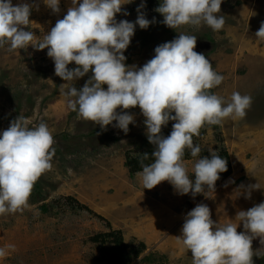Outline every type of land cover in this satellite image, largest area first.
Here are the masks:
<instances>
[{"label": "rangeland", "instance_id": "rangeland-1", "mask_svg": "<svg viewBox=\"0 0 264 264\" xmlns=\"http://www.w3.org/2000/svg\"><path fill=\"white\" fill-rule=\"evenodd\" d=\"M143 2L147 18L155 17L156 23L146 30L136 28L124 52L126 65L143 66L153 57L156 46L178 34L193 35L197 37L194 51L203 53L214 71L224 77L211 93L225 101L237 91L253 98L244 118L228 117L219 125L205 123L193 138V143L202 148V157L209 148L227 152L229 176L220 175L214 192L205 188V193L195 198L191 193L177 194L167 181L143 190L140 178L130 176L125 166L127 156L155 148L145 135L140 109L126 110L135 116L127 134L111 125L102 130L65 110L59 89L64 81L54 75L47 49L29 46L9 50L5 44L0 46V131L18 115L28 119L30 126L45 122L53 133L55 155L51 170L34 183L27 205L0 216V247L15 246V251L0 258V264H102L97 261L100 245L91 238L110 231H119L132 252L144 245L128 264H192L190 251L176 241L187 212L203 203L209 207L213 221L225 224L230 219L238 223V211L264 201V40L255 37L264 22V0H223L220 14L225 25L218 32L203 24L170 29L154 11L159 0ZM140 4L141 0H134L123 5L122 12L129 15L117 14L116 21L134 22ZM69 7L71 0H60V12L53 14L39 3V10L31 12L32 23L27 29L41 37ZM91 74L76 80L74 87H83ZM173 123L162 127L163 136L170 134ZM198 158L183 160L193 179L192 169ZM254 184L259 189L252 191L250 199L236 192L240 185ZM237 231H244L243 226ZM252 251L253 264H264V237L252 240Z\"/></svg>", "mask_w": 264, "mask_h": 264}, {"label": "clouds", "instance_id": "clouds-1", "mask_svg": "<svg viewBox=\"0 0 264 264\" xmlns=\"http://www.w3.org/2000/svg\"><path fill=\"white\" fill-rule=\"evenodd\" d=\"M134 0H71L62 19L50 31L37 37L27 26L32 22V10L39 3L59 13L60 0H0V46L9 50L47 49L54 63V75L64 83L59 85L65 110L99 125L102 130L111 125L127 134L135 116L128 109L139 108L144 117L145 135L155 146L151 163L142 164L136 175L144 189L151 190L161 182H169L176 193L195 198L197 194L215 191L220 173L227 171V161L209 148L210 158L200 156L202 148L193 143V136L205 124L219 125L228 117L244 118L253 103L250 95L233 92L225 101L211 93L224 77L214 71L203 53L194 51L197 37L178 34L154 49L153 57L143 66L126 65L124 52L129 47L137 27L146 30L155 24L143 9L137 7L134 22L116 21L124 16L122 6ZM223 0H159L154 11L163 17L162 23L177 29L183 25H206L220 31L225 25L220 14ZM255 37L264 40V22ZM77 67L69 69L68 65ZM91 71L83 87L74 82ZM106 86V88H105ZM117 109H121L117 112ZM174 113V115H173ZM172 121V130L165 137L162 127ZM113 122H115L113 124ZM52 130L45 122L30 126L18 115L6 130L0 131V216L22 210L28 202L34 183L51 170L55 155ZM199 157L190 178L183 157L185 150ZM144 159H148L145 154ZM234 183V181H230ZM257 184L238 186L236 192L245 199L258 190ZM238 223L220 224L211 219L206 204H197L184 216L181 235L176 241L187 252L192 264H253L252 240L264 237V201L248 210L236 213ZM242 225L244 231H237ZM14 245L0 247V258H5Z\"/></svg>", "mask_w": 264, "mask_h": 264}, {"label": "trees", "instance_id": "trees-1", "mask_svg": "<svg viewBox=\"0 0 264 264\" xmlns=\"http://www.w3.org/2000/svg\"><path fill=\"white\" fill-rule=\"evenodd\" d=\"M152 1L153 0H147V4L152 3ZM153 151L154 149H148L141 151L135 157L127 156L125 166L128 168L130 176H133L137 172L141 171L142 164H149L152 162L151 159ZM145 154H147L148 156L147 160L143 157ZM202 154L210 158V154L207 151L202 152ZM218 154L227 161V171L224 173H220V175H222L223 177H228L231 172L228 154L226 151H221ZM190 158V150L186 149L183 160H187ZM91 241L100 245L99 257L97 261L102 264H128L133 257H137L144 249V245L140 244L139 248L135 249L132 252L129 249V246L124 243L119 231H110L107 233L96 234L91 238Z\"/></svg>", "mask_w": 264, "mask_h": 264}]
</instances>
